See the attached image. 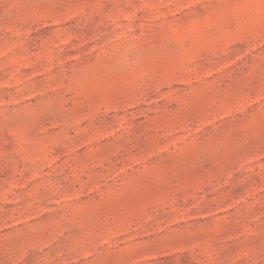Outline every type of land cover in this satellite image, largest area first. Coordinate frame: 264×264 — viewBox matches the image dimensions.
<instances>
[{
  "label": "rangeland",
  "instance_id": "374dc122",
  "mask_svg": "<svg viewBox=\"0 0 264 264\" xmlns=\"http://www.w3.org/2000/svg\"><path fill=\"white\" fill-rule=\"evenodd\" d=\"M0 264H264V0H0Z\"/></svg>",
  "mask_w": 264,
  "mask_h": 264
}]
</instances>
